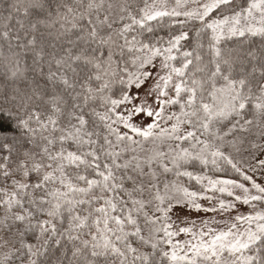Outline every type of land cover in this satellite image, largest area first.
Returning <instances> with one entry per match:
<instances>
[{"label": "snow or ice", "instance_id": "1", "mask_svg": "<svg viewBox=\"0 0 264 264\" xmlns=\"http://www.w3.org/2000/svg\"><path fill=\"white\" fill-rule=\"evenodd\" d=\"M258 169L264 0H0V264H264Z\"/></svg>", "mask_w": 264, "mask_h": 264}, {"label": "rangeland", "instance_id": "2", "mask_svg": "<svg viewBox=\"0 0 264 264\" xmlns=\"http://www.w3.org/2000/svg\"><path fill=\"white\" fill-rule=\"evenodd\" d=\"M249 162H250V163H253V164L256 163V161H254V160L249 161ZM249 174H251V173H249ZM254 178L257 180L258 183H262V184H264V175H261L259 169H258L257 172L255 173V177H254ZM242 211L247 212V211H248L247 206H242ZM209 215H210V214H209Z\"/></svg>", "mask_w": 264, "mask_h": 264}, {"label": "trees", "instance_id": "3", "mask_svg": "<svg viewBox=\"0 0 264 264\" xmlns=\"http://www.w3.org/2000/svg\"><path fill=\"white\" fill-rule=\"evenodd\" d=\"M259 42L257 41V44H258Z\"/></svg>", "mask_w": 264, "mask_h": 264}]
</instances>
